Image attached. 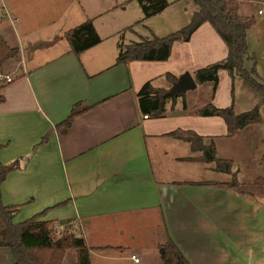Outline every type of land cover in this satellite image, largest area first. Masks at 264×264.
<instances>
[{"label":"crops","instance_id":"obj_1","mask_svg":"<svg viewBox=\"0 0 264 264\" xmlns=\"http://www.w3.org/2000/svg\"><path fill=\"white\" fill-rule=\"evenodd\" d=\"M0 1V35L20 48L1 69L16 78L3 84L0 102V160L19 161L1 188L4 204L19 207L15 223L44 212V220L84 239L93 264H163L160 245L169 236L191 264H264V203L257 197L264 194L213 185L229 180L212 176L178 178L200 167L211 174L221 171L214 169L215 162L203 161L189 142L159 131L155 120L161 117H146L139 106L140 88L161 74L155 70L165 69L161 64L177 46L187 49L181 42L193 45L194 52L202 48L197 39L192 42L204 23L189 41L174 42L167 60L116 64V48L103 46L97 26L101 42L77 55L64 36L72 28L62 24L46 40L27 36L24 22L35 19L29 13L24 22L17 16L19 25L3 23L17 9ZM31 1L20 0L19 6L31 7ZM54 22L49 18L46 27ZM25 36L31 41L28 52ZM79 101L91 108L70 126H58ZM183 104L177 98L166 112H190ZM187 146L192 153L180 155ZM233 172L240 182L234 166ZM0 264H17L4 245Z\"/></svg>","mask_w":264,"mask_h":264},{"label":"rangeland","instance_id":"obj_2","mask_svg":"<svg viewBox=\"0 0 264 264\" xmlns=\"http://www.w3.org/2000/svg\"><path fill=\"white\" fill-rule=\"evenodd\" d=\"M5 1L11 5L12 10H17L11 13L13 16H6L3 19V23L19 25L21 22L27 21V14L30 13L35 20L29 25L24 22L25 28L28 27L30 31L27 36L35 37V35H38L41 36L40 39H45V36L57 29L60 30V25L62 24L65 27L74 28L92 19L95 28L97 26L103 38V46L111 49L116 48L117 56L121 50V44L125 46L145 38H152L154 34L160 37L166 36L185 27L198 9L193 0H169V2H175L168 6L166 10L164 9L165 12L143 19V10L138 0H32L30 2L32 4L31 7L27 4L19 6L20 0ZM2 3L3 1H0V10L2 9ZM239 3V13L242 16L256 19L255 25L248 30L247 40L249 54L254 57V61L256 60L257 63L254 77L264 83V13H259V9L264 10V0H239ZM17 16L21 17V22L16 19ZM177 16L180 20H177L178 22L176 21ZM49 18L55 20L52 27H46V21ZM196 35L192 43L197 39L198 46H202L201 49L196 50L198 53L194 52L193 45L191 47L188 46V43L181 42L183 44L180 45H184L187 49L177 46L169 61L161 64L165 66L163 68L166 70L162 68L155 70L163 71L149 80L153 85L170 89L172 82L166 77L167 72L179 78L186 72H190L195 77L198 69L221 62L227 58L228 45L211 23L205 22ZM27 36H25V42L27 43L28 52V46L30 50L31 41H28ZM39 45L44 47L42 45H45V43H40ZM118 45L119 50L117 48ZM252 62L253 60H249L246 68L250 69ZM218 77L216 89H214V82H200L196 79L197 85L195 87H190L181 92L178 97L179 102L181 104L184 103L183 105L187 103L190 112L171 116L170 112H166L160 119L155 120L159 123L158 130L168 132L176 128L195 129L209 138H214L218 157L234 161V170L238 172V178L242 185L256 194H264V101L261 95L253 90L240 74L236 73L232 76L228 70L220 69ZM233 89L234 93L232 95ZM233 100L238 113L258 106L262 115L261 121L246 126L235 135H230L221 117L198 114V111L209 102L220 107H226L231 105ZM173 140L176 141L175 139ZM191 153L188 146L187 150H180V155L182 156H187ZM186 164L187 166L190 165V163L185 161L184 165ZM210 165V163H207L206 167H210ZM199 169L198 173L176 174V176L178 178L198 177L203 179L211 178L210 176H212L216 180H231L233 178V175L229 173L214 172L211 174L208 171L207 173L204 168L200 167ZM258 178H262V180L256 181ZM70 233V231L63 229L60 234H56L54 229L53 235L58 238ZM186 236L197 239L195 235ZM160 255L161 260H163L162 254ZM156 258L157 256H153L152 260ZM73 261L76 264V251L68 249L64 264H72ZM112 264L118 263L114 260ZM122 264L142 263L126 260Z\"/></svg>","mask_w":264,"mask_h":264},{"label":"trees","instance_id":"obj_3","mask_svg":"<svg viewBox=\"0 0 264 264\" xmlns=\"http://www.w3.org/2000/svg\"><path fill=\"white\" fill-rule=\"evenodd\" d=\"M142 10L143 19L154 16L166 9L169 0H138ZM198 9L194 12L191 21L183 28L166 36L153 35L123 46L116 59V64H128L134 60H167L172 52L174 42L189 41L193 33L205 22L211 23L218 34L228 45V56L225 60L202 67L196 71L195 77L200 82H214V89L218 84L220 69L228 70L234 76L240 74L246 83L258 92L264 101V83L254 77L256 73V60L249 54L247 40L248 30L255 25L254 17L242 16L239 13V0H193ZM71 45V50L80 55L84 50L101 42L102 38L97 32L93 20L89 19L82 24L68 30L65 35ZM20 53L18 46H11L0 35V70L9 61L17 58ZM253 60L250 69L246 68L247 62ZM166 77L172 85L178 81V77L170 72ZM3 85H0V102L5 100L1 93ZM172 87V86H171ZM234 89L232 90V95ZM181 92L171 93L169 88L158 87L147 81L138 92L139 106L142 113L151 118H160L167 111L169 101L175 100ZM95 105V104H94ZM93 107V106H92ZM186 109V105H184ZM91 106H84L83 101L74 104L67 119L58 126H70L75 119L86 112ZM198 114L203 116H219L223 118L230 135H235L246 126L260 122L262 119L260 108L238 113L235 101L226 107H219L212 102L203 106ZM168 135L189 142L193 151L202 152L201 159L205 162H215V170L232 173L229 181L212 183L219 187H231L247 189L238 181L236 172H233L234 161L232 159L217 156L216 143L213 138H207L193 129L177 128L167 133ZM3 144L0 143V148ZM193 157H188L192 159ZM19 167V161L8 164L0 160V246L11 249L17 264H63L65 253L68 249H74L77 254L76 264H93L90 248L84 239L73 233L55 238L53 233L56 227L54 220H44V212L38 213L22 222L15 223L13 216L18 212V206H7L2 201V183L9 172ZM258 178L256 181H261ZM163 256V264H191L175 241L169 236L164 244L160 245Z\"/></svg>","mask_w":264,"mask_h":264},{"label":"water","instance_id":"obj_4","mask_svg":"<svg viewBox=\"0 0 264 264\" xmlns=\"http://www.w3.org/2000/svg\"><path fill=\"white\" fill-rule=\"evenodd\" d=\"M197 85V80L196 78L190 73L186 72L183 74L180 78L178 77V81L175 82L172 87L170 88L171 93H178V92H183L184 90L190 88V87H195ZM27 156L23 157L20 160V166L24 167L25 164L27 163ZM258 199L264 203V196L260 197L257 196Z\"/></svg>","mask_w":264,"mask_h":264},{"label":"built area","instance_id":"obj_5","mask_svg":"<svg viewBox=\"0 0 264 264\" xmlns=\"http://www.w3.org/2000/svg\"><path fill=\"white\" fill-rule=\"evenodd\" d=\"M259 12L264 13V10L260 9ZM15 78L16 77L13 73L7 72L5 70H0V85L12 83L13 81H15ZM147 116L148 115H146V117ZM62 230V227L57 229L55 227L56 234H60ZM131 258L136 262L140 261V259L135 254L131 255Z\"/></svg>","mask_w":264,"mask_h":264}]
</instances>
